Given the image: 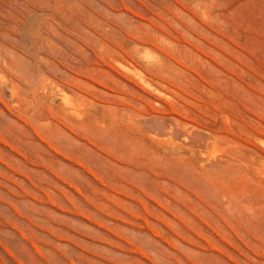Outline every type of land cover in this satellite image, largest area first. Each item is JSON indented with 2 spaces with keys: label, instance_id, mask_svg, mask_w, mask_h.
Listing matches in <instances>:
<instances>
[{
  "label": "rangeland",
  "instance_id": "1",
  "mask_svg": "<svg viewBox=\"0 0 264 264\" xmlns=\"http://www.w3.org/2000/svg\"><path fill=\"white\" fill-rule=\"evenodd\" d=\"M0 264H264V0H0Z\"/></svg>",
  "mask_w": 264,
  "mask_h": 264
},
{
  "label": "bare ground",
  "instance_id": "2",
  "mask_svg": "<svg viewBox=\"0 0 264 264\" xmlns=\"http://www.w3.org/2000/svg\"><path fill=\"white\" fill-rule=\"evenodd\" d=\"M166 123V122H165ZM166 125V124H165ZM194 137V136H193ZM241 157V156H240ZM245 157V156H244ZM229 158V157H228ZM241 158H243V157H241ZM234 159H236L235 157H234ZM246 159V158H245ZM238 160V159H237ZM247 162H248V160H247ZM249 163V162H248ZM222 169V168H221ZM220 174V173H219ZM219 176V175H218ZM220 176H222L221 174H220ZM214 177V176H213ZM217 177H215V179H216Z\"/></svg>",
  "mask_w": 264,
  "mask_h": 264
}]
</instances>
